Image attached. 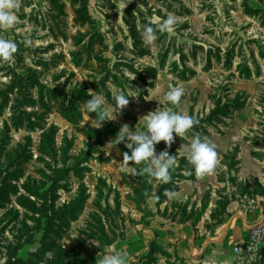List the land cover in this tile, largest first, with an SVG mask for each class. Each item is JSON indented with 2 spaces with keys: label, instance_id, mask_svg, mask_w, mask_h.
I'll use <instances>...</instances> for the list:
<instances>
[{
  "label": "rangeland",
  "instance_id": "obj_1",
  "mask_svg": "<svg viewBox=\"0 0 264 264\" xmlns=\"http://www.w3.org/2000/svg\"><path fill=\"white\" fill-rule=\"evenodd\" d=\"M168 14L175 34L146 44L149 19ZM17 16L0 33L17 43L0 62V264H99L109 247L127 264H264V243L251 255L178 245L182 226L205 232L264 199V0H21ZM90 90L109 107L116 90L137 95L98 127ZM158 107L196 121L155 146L176 158L167 183L111 148ZM194 136L216 146L211 174L185 158Z\"/></svg>",
  "mask_w": 264,
  "mask_h": 264
},
{
  "label": "clouds",
  "instance_id": "obj_2",
  "mask_svg": "<svg viewBox=\"0 0 264 264\" xmlns=\"http://www.w3.org/2000/svg\"><path fill=\"white\" fill-rule=\"evenodd\" d=\"M126 6L127 4H124L120 10ZM20 7L21 0H0V33L15 29L19 23L17 13ZM178 22V18L174 14H168L163 19L154 16L144 26L141 33L142 39L146 44H151L157 39V32L174 35ZM25 42L30 44V40L27 38ZM16 51L17 43L13 39L0 35V62L12 61ZM93 92L89 91L91 98L87 100L86 109L89 114L99 113L96 121L98 127H101L104 121L115 120L117 114L121 113L129 104L128 97L137 95L127 94L124 90H116L112 94L115 103L109 107L102 95H93ZM183 94L182 87H172L165 94V100L171 105H178ZM140 122L143 123V127L139 131L129 130V125H123L118 132L119 135L111 140H115L111 148L124 143L130 150V154L128 152L123 154V161L126 164L129 165L130 161L136 165L144 164L146 167L141 170L143 173L148 174L156 181L167 183L171 179V170L176 165V158L174 155H170L167 150L157 154L155 146L161 141L170 146L174 142V134L180 138L184 137L194 127L196 121L189 115L173 110L172 107H158L142 116L138 123ZM183 147L185 158L197 175L211 174L219 166L216 146L210 141L194 136ZM129 173L135 175L137 169L133 168ZM99 264H127L126 253L123 250L116 251L109 247L99 260Z\"/></svg>",
  "mask_w": 264,
  "mask_h": 264
},
{
  "label": "crops",
  "instance_id": "obj_3",
  "mask_svg": "<svg viewBox=\"0 0 264 264\" xmlns=\"http://www.w3.org/2000/svg\"><path fill=\"white\" fill-rule=\"evenodd\" d=\"M250 210V209H249ZM248 209L238 211L230 219L224 221L221 224L214 225L208 231L199 230L191 226H182L184 232L181 236V242H184V246L190 250L187 253L191 256H196L205 251H211L215 248H226L235 246L237 243L243 241L249 233L250 228L255 225L260 217L259 210ZM181 230V227L178 228ZM202 236L204 238H202ZM181 248L180 246L178 247Z\"/></svg>",
  "mask_w": 264,
  "mask_h": 264
},
{
  "label": "built area",
  "instance_id": "obj_4",
  "mask_svg": "<svg viewBox=\"0 0 264 264\" xmlns=\"http://www.w3.org/2000/svg\"><path fill=\"white\" fill-rule=\"evenodd\" d=\"M256 208L260 211L258 221L253 225L246 238L233 247V251L242 255H251L264 243V199L258 200Z\"/></svg>",
  "mask_w": 264,
  "mask_h": 264
}]
</instances>
